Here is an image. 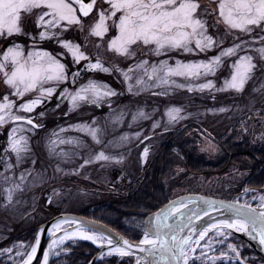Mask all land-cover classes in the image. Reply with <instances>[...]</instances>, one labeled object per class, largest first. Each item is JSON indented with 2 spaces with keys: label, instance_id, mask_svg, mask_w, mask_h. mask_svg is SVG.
<instances>
[{
  "label": "rangeland",
  "instance_id": "obj_1",
  "mask_svg": "<svg viewBox=\"0 0 264 264\" xmlns=\"http://www.w3.org/2000/svg\"><path fill=\"white\" fill-rule=\"evenodd\" d=\"M105 3L111 7V13L102 15L98 9V16L90 19L89 28L84 25L86 38L82 42L62 40L58 55L64 56L61 49L64 50L74 66L88 56L86 45L91 40L105 50H112L114 53L106 62L120 77L114 76L113 81L121 82L128 91L126 94L132 96L118 108L103 115L97 114L95 107L78 109L86 102L112 107L119 92L102 75H88L77 82L74 75L80 70L68 71L70 64L66 59L60 61L45 50L34 49L25 54L17 44L5 50L0 58V130L14 116L34 114L46 120L55 117L50 108L46 115L37 109L46 97L59 105L54 111L72 115L66 122L47 124L43 131H35L22 122L8 128L5 147L10 148L12 156L0 162V195L4 203L8 201L7 206L23 195L28 201L12 213L1 206L2 229L7 228V222L30 213L37 201L43 205L50 203L53 211L81 214L90 206L110 200L112 191L126 190L139 179L136 177L151 152L160 147L170 131L185 124L202 126L209 133L221 135L232 119L243 114L244 107L247 112L264 111V72L258 69L264 68V0H105ZM33 9L43 12L41 18L45 22L59 24L63 30L77 29L73 25L76 11L63 0H0V37L8 31H19L22 12ZM212 16L215 21L210 19ZM52 33L44 30L42 37ZM84 66L86 71L108 73L99 60ZM200 91L204 94L196 95ZM207 92L214 93L218 101L205 104ZM35 93H40V99L32 98ZM202 96L203 100H198ZM73 117L79 121L74 122ZM100 117H107L111 133L119 129L120 136L106 138L100 133L96 126ZM105 123L100 124L107 133L102 125ZM263 123L264 117L257 120V124ZM186 132L192 134L191 128ZM139 139L145 140L132 153V145H138ZM197 145L199 152L211 154L216 150L215 143L210 145L200 138ZM139 154L143 156L142 164ZM11 158L16 159L18 177L19 173L25 177L29 173V179L17 186L11 175L14 170ZM180 170L176 168L175 173ZM242 177L243 173L236 174L232 181ZM233 186L226 179L225 187L217 194L226 197ZM210 188L209 183L201 180L184 190L205 193ZM43 216L33 213L31 219L26 216V222L13 228L32 229Z\"/></svg>",
  "mask_w": 264,
  "mask_h": 264
},
{
  "label": "water",
  "instance_id": "obj_2",
  "mask_svg": "<svg viewBox=\"0 0 264 264\" xmlns=\"http://www.w3.org/2000/svg\"><path fill=\"white\" fill-rule=\"evenodd\" d=\"M77 1V0H74ZM227 219L230 227L225 224ZM70 221L72 226L89 228L104 236L107 242L89 264H92L104 252L116 250L129 253L134 257V264H183L182 252L187 242L201 229L219 224L228 232L244 240L248 246L264 258V212L248 203L225 200L202 194L177 196L163 205L156 212L146 216L143 222V242H132L117 234L114 230L96 221L73 214H60L41 228L35 254L28 264L38 258L45 237L46 228L56 221ZM238 227V228H236ZM48 264V263H47Z\"/></svg>",
  "mask_w": 264,
  "mask_h": 264
},
{
  "label": "trees",
  "instance_id": "obj_3",
  "mask_svg": "<svg viewBox=\"0 0 264 264\" xmlns=\"http://www.w3.org/2000/svg\"><path fill=\"white\" fill-rule=\"evenodd\" d=\"M28 22L32 23V20ZM23 36L28 35L24 34ZM187 143V140H183L179 143V147L184 155L183 165L186 166L190 172L197 173L198 171H202V173H204V171H214L217 168L225 170L228 163L240 160V164L243 162L244 165L248 166L250 169L251 177L248 183L254 186L261 185L263 172L260 167L264 162L263 149L249 147L244 142L231 143L230 138H225L222 142V146L225 147L227 151H242L248 149L251 151L252 155L238 154L234 159L229 160L227 153L222 152L218 158L211 160L204 156L197 155L194 150L187 147ZM163 154V156L157 158L158 160L155 159L152 161L150 165L151 173L149 174V171V175L147 174L148 176L146 175L144 180H141L135 187L130 188L128 194L122 201H116L111 205H107L105 213L113 215V218L109 221L104 220L107 224L124 232L123 226L121 224L120 226L119 223L131 216L142 218L172 197L175 185L178 183L176 179L169 180L167 177L169 171L173 169L176 159L167 151H163ZM244 159L248 160L244 161ZM114 216L116 218H114ZM138 237L137 235L130 236V238L134 240H137ZM74 256L77 260H80L82 264L87 260L83 248H76Z\"/></svg>",
  "mask_w": 264,
  "mask_h": 264
},
{
  "label": "bare ground",
  "instance_id": "obj_4",
  "mask_svg": "<svg viewBox=\"0 0 264 264\" xmlns=\"http://www.w3.org/2000/svg\"><path fill=\"white\" fill-rule=\"evenodd\" d=\"M225 224L228 225V226L230 227V225H229V224H230V223H229V220H226ZM51 232L53 233V230H52V229H51ZM72 232L74 233V231H72ZM74 234H76V233H74ZM80 234H81V233H80ZM66 235H67V234H66ZM66 235H65V236H66ZM70 235H72V234H69L68 236H70ZM83 235H84V234H83ZM73 237H76V236H73Z\"/></svg>",
  "mask_w": 264,
  "mask_h": 264
}]
</instances>
